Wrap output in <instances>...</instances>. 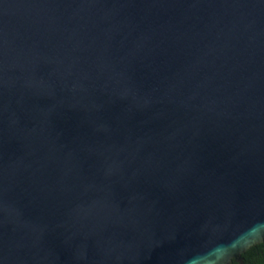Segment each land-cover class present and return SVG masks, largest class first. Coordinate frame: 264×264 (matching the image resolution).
Returning <instances> with one entry per match:
<instances>
[{
  "label": "water",
  "instance_id": "obj_1",
  "mask_svg": "<svg viewBox=\"0 0 264 264\" xmlns=\"http://www.w3.org/2000/svg\"><path fill=\"white\" fill-rule=\"evenodd\" d=\"M244 231L264 0H0V264H220Z\"/></svg>",
  "mask_w": 264,
  "mask_h": 264
},
{
  "label": "clouds",
  "instance_id": "obj_2",
  "mask_svg": "<svg viewBox=\"0 0 264 264\" xmlns=\"http://www.w3.org/2000/svg\"><path fill=\"white\" fill-rule=\"evenodd\" d=\"M245 232L237 233L232 237L229 245L225 248L223 256L220 258V264H232V260L236 255L246 252L256 245L264 244V234L245 236ZM241 236H244V239H241ZM233 245L235 246L233 247Z\"/></svg>",
  "mask_w": 264,
  "mask_h": 264
},
{
  "label": "trees",
  "instance_id": "obj_3",
  "mask_svg": "<svg viewBox=\"0 0 264 264\" xmlns=\"http://www.w3.org/2000/svg\"><path fill=\"white\" fill-rule=\"evenodd\" d=\"M244 264H264V244L256 245L242 253Z\"/></svg>",
  "mask_w": 264,
  "mask_h": 264
},
{
  "label": "flooded vegetation",
  "instance_id": "obj_4",
  "mask_svg": "<svg viewBox=\"0 0 264 264\" xmlns=\"http://www.w3.org/2000/svg\"><path fill=\"white\" fill-rule=\"evenodd\" d=\"M244 253V252H243ZM232 264H244V261H243V257H242V253H241V256H240V260H232Z\"/></svg>",
  "mask_w": 264,
  "mask_h": 264
}]
</instances>
